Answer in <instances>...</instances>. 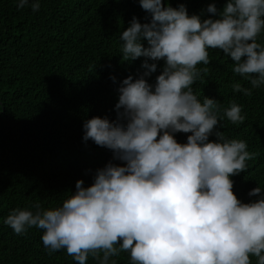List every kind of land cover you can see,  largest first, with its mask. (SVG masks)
<instances>
[{
  "label": "clouds",
  "instance_id": "1",
  "mask_svg": "<svg viewBox=\"0 0 264 264\" xmlns=\"http://www.w3.org/2000/svg\"><path fill=\"white\" fill-rule=\"evenodd\" d=\"M139 4L147 22H128L120 53L128 62L143 57L144 71L120 83L115 120L95 116L83 124V140L120 163L97 169L90 186L78 180L59 206L17 207L3 223L21 235L42 230L49 252L66 250L77 264L90 255L117 264L112 258L121 253L130 264H253L252 257L264 264V189L250 190L258 199L245 203L232 179L255 154L220 131L225 118L243 123L242 106L232 102L221 114L216 99L201 101L192 87L207 71L198 65L210 64V49L230 57L233 72L253 88L264 86V0L211 3L200 14L170 0ZM26 6L37 12L41 5L17 0L18 9ZM233 88L251 94L240 83ZM177 133L189 134L187 142Z\"/></svg>",
  "mask_w": 264,
  "mask_h": 264
},
{
  "label": "trees",
  "instance_id": "2",
  "mask_svg": "<svg viewBox=\"0 0 264 264\" xmlns=\"http://www.w3.org/2000/svg\"><path fill=\"white\" fill-rule=\"evenodd\" d=\"M170 2L200 14L211 3L223 8L227 0ZM39 3L33 12L30 6L18 9L17 0H0V264H77L66 250L49 252L42 230L16 234L3 221L17 207L55 208L76 190L78 180L90 186L97 169L110 161L120 163L111 150L83 140V124L95 116L115 120L120 83L144 71L143 57L123 60L119 39L134 16L147 22L139 0ZM258 42L264 43V33ZM209 58L210 64L198 65L207 71L192 87L201 101L204 96L216 99L221 114L232 102L242 106L243 123L225 118L220 131L246 141L255 154L247 172L232 177L237 197L252 202L258 197H250V190L264 189V86L253 88L236 75L234 62L221 50L210 49ZM162 66L149 82L154 83ZM235 83L251 94L234 91ZM188 135L177 133L176 138L186 143ZM112 259L130 264L128 253ZM252 262L256 264L255 257ZM87 264L98 261L90 255Z\"/></svg>",
  "mask_w": 264,
  "mask_h": 264
}]
</instances>
